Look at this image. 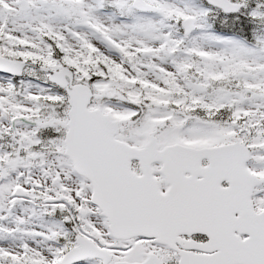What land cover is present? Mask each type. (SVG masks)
<instances>
[{
  "label": "snow or ice",
  "instance_id": "snow-or-ice-1",
  "mask_svg": "<svg viewBox=\"0 0 264 264\" xmlns=\"http://www.w3.org/2000/svg\"><path fill=\"white\" fill-rule=\"evenodd\" d=\"M0 264H264V0H0Z\"/></svg>",
  "mask_w": 264,
  "mask_h": 264
}]
</instances>
